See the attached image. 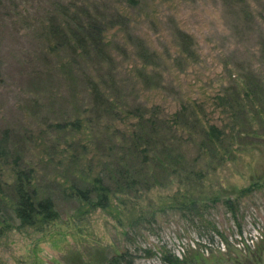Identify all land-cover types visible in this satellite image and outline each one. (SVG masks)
<instances>
[{"label":"rangeland","instance_id":"374dc122","mask_svg":"<svg viewBox=\"0 0 264 264\" xmlns=\"http://www.w3.org/2000/svg\"><path fill=\"white\" fill-rule=\"evenodd\" d=\"M76 20L111 25L108 55H75ZM131 108L159 118L184 166L140 167L129 138L145 122ZM195 118L223 131L214 146L197 149ZM5 136L58 217L17 228L12 165L0 159V264H107L125 252L132 264H264V0H0ZM198 156L202 177L189 173ZM118 162L140 183L107 208L68 195L96 176L114 191Z\"/></svg>","mask_w":264,"mask_h":264},{"label":"trees","instance_id":"16d2710c","mask_svg":"<svg viewBox=\"0 0 264 264\" xmlns=\"http://www.w3.org/2000/svg\"><path fill=\"white\" fill-rule=\"evenodd\" d=\"M130 4L136 5L139 3V0H128ZM111 28V25L104 26L97 21H80L76 20L73 25V43L75 46L74 53L77 56H81L82 59L86 58L88 53L92 50L95 55H106V40H107V31ZM180 38L186 39L187 42L191 41V37L184 32H179ZM190 40V41H189ZM145 50L150 52L147 47ZM151 57L154 55L153 52H150ZM108 55V54H107ZM146 66L143 64L142 66ZM94 91H99V86L96 83L92 84ZM97 91V92H98ZM100 95L103 96L102 92L99 91ZM105 104V100H104ZM106 109L110 112L111 108L106 101ZM135 108L126 110V113L134 115L139 118V121L145 122L141 124L140 127H136V130L131 133L129 141L131 149L138 155L141 156L140 167L147 168H159L163 167H182L185 165L184 162L185 156L182 154V149L180 147L168 146V138L161 136L160 134V120L156 116L153 120H147L143 113H140L139 110L135 111ZM121 111L117 110V113ZM181 115L179 114V117ZM158 122V124H157ZM189 118L183 114L182 120L179 121L181 127L187 125ZM181 123H184L182 125ZM192 126L201 129L202 140L199 142L197 149L203 150L209 148V146H214L217 140L222 138L223 131L218 129L213 124L210 125L207 129L202 128V124L199 122V119L195 118L191 120ZM168 126V123L164 122V125ZM139 125V123H138ZM170 126V125H169ZM198 126V127H197ZM172 127V126H171ZM198 128V130H200ZM164 140V141H163ZM6 136L0 138V159L4 162L10 161L12 165V172L14 179L11 182L12 197L10 199V208L12 209L13 217L18 221L17 228L25 226H36L43 225L48 223L51 220H54L58 217V213L54 208L52 199L49 196L38 197V191L33 186L31 187V177L28 171L20 167V157L16 154L13 155L10 152L9 147L6 145ZM165 156L167 158H159ZM169 158L173 159V162H169ZM155 162L159 164V167L152 165L149 162ZM198 158L194 159V163L190 165V174H195L198 177H202L203 173L201 172L198 164H195ZM158 161V162H157ZM142 162V163H141ZM8 163V162H7ZM171 164V165H170ZM138 168V167H136ZM133 167L130 168L127 166L124 168V165L120 162L115 164L112 172L114 174H109V179L120 184L118 188H115L113 191L109 185H106L102 177L96 176L93 178V182H90V185H84L79 187L76 183H73L68 192L70 197H73L77 201L85 202L92 207L99 206L103 209L109 206V194L116 192H129L135 187L138 186L140 181L134 178ZM136 175V174H135ZM187 178V177H186ZM1 184L0 182V195H1ZM2 197H0V200ZM227 205H230L229 200L225 201ZM132 256L128 252L120 253L112 256L107 260V264H132ZM164 261L167 264H181L184 262L183 259H180L177 256L169 255L165 256Z\"/></svg>","mask_w":264,"mask_h":264}]
</instances>
